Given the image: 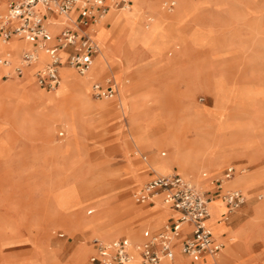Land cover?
<instances>
[{"label":"rangeland","instance_id":"1","mask_svg":"<svg viewBox=\"0 0 264 264\" xmlns=\"http://www.w3.org/2000/svg\"><path fill=\"white\" fill-rule=\"evenodd\" d=\"M144 1L141 17L136 15L137 7L131 5V12H123L129 16L123 26L109 23V13L98 26L101 49L93 62L97 60L96 75L90 72L86 78V74L78 75L72 68L62 67L63 74L65 69L71 71L82 91L71 93L65 76L55 89L45 91L35 86L34 91L28 90L22 83L28 82L26 79L33 83L36 68L29 71V77L28 68L22 76L14 75V66L19 64L25 46L17 50L12 46L15 36L4 42L0 34V158L18 151L12 156L18 161V170L31 171L32 165L24 168L31 161L29 145L16 140L19 138L49 142L44 152L48 154L46 160L49 153L57 156L50 166L55 171L29 178L10 172L5 189L0 187V264H87L93 252L88 239L93 236L131 240L137 229L140 235L145 229H159L169 215L168 209L157 206V202L144 207L133 199V191L149 179L146 174L174 172L152 169L148 165L151 154L167 158L175 145L179 153L189 157L190 166L187 172L180 167L177 171L205 188L211 181L205 177L219 174L236 158L247 156L251 163L257 159V151L248 150L261 146L250 136V130L262 118L258 98L264 99V0ZM164 1H174L173 9L163 5ZM7 6L8 0H0V12L4 9L0 17L7 13ZM148 14L154 16V21L146 26ZM124 46L131 49L129 57L123 52ZM103 52L108 63L103 62L101 70ZM144 55L150 58L143 60ZM178 55L183 59H176L170 72L183 84L181 91L167 94L160 86L146 85L154 78L153 69L160 58L174 61ZM144 66L151 68L141 72ZM226 66L231 67L233 79ZM137 72L134 82L131 77ZM2 74L14 76L6 79ZM109 77L117 83L122 97L119 90L111 100L91 97L92 82ZM201 89H207L214 99L207 91L199 92ZM65 91L68 93L64 100L45 97ZM200 97H206V101L201 102ZM59 130H64V136L58 137ZM82 137L90 159L80 154ZM222 153L229 157L219 171L199 165L203 159ZM37 162V168L42 166L40 159ZM240 176H245L246 182L233 186L245 192L247 204L216 225L218 238L236 250L235 257L226 260L230 264L243 262V254L250 252V242L248 248L237 244V230L242 224L247 228L250 221L254 222L245 234L249 241L264 237V231L257 226L264 213L257 218L254 209H249L264 203V173L248 169L233 178ZM258 186H263L261 191L250 192ZM257 192L263 198L254 201ZM17 203L36 206L32 221L16 216ZM249 210L252 214L246 220ZM149 211L161 218L154 229L150 224L156 217L149 225L142 221ZM222 213L217 208L214 222L222 219ZM54 216L62 217L61 222H52ZM131 242L134 246L136 241ZM174 260L177 263V257Z\"/></svg>","mask_w":264,"mask_h":264},{"label":"built area","instance_id":"2","mask_svg":"<svg viewBox=\"0 0 264 264\" xmlns=\"http://www.w3.org/2000/svg\"><path fill=\"white\" fill-rule=\"evenodd\" d=\"M174 3L169 1L165 5L170 10ZM129 4L130 0L111 1L116 9ZM111 5L106 0H8L7 13L0 17L2 39L16 36L34 45L20 54L14 72L21 74L24 66L34 63L37 60L36 48L40 47L47 53L48 61L35 72L38 85L48 89L58 85L59 67L62 64L60 50L66 51L67 64L84 74L99 52L94 39L95 30L91 26L108 12ZM49 17L60 20L58 27L61 29L55 46L45 43L50 35L46 23ZM91 92L96 98H111L118 88L109 77L93 83ZM236 171L233 165L228 166L220 176L211 180L212 189H203L177 172L155 174L142 183L133 193L134 201L152 205L159 202L167 207L169 217L159 231L146 229L142 232L143 240L136 245L141 263L164 264L167 260H173L177 247L181 254L192 261L223 264L219 257L224 245L207 225L211 215L209 204L220 197L225 202L227 212L233 213L246 202L241 189L225 187L226 181L233 178ZM89 242L95 248L88 259L91 264H126L131 257L129 241L125 237L106 242L93 236Z\"/></svg>","mask_w":264,"mask_h":264},{"label":"crops","instance_id":"3","mask_svg":"<svg viewBox=\"0 0 264 264\" xmlns=\"http://www.w3.org/2000/svg\"><path fill=\"white\" fill-rule=\"evenodd\" d=\"M132 3V0H130V4ZM133 8H135V0H133ZM74 12V11H73ZM116 12H118V11H116ZM120 13V12H119ZM149 15H152V14H148L147 15V17L149 16ZM107 20H108V22L109 23H111L110 21H109V17H107ZM108 22H106L105 23V25L106 26H108L109 25V23ZM112 24V23H111ZM60 29H61V27H58V26H56V28H55V30H54V32L51 34V35H49L46 39H45V43L47 44V45H49V46H55L56 44H57V41H56V37H57V35L59 34V32H60ZM17 38H20V39H22V40H24L26 43H27V47H24L22 50H21V53L24 51V50H28V49H32L33 48V43H31V42H28V41H26L25 39H23V38H21V37H17ZM26 46V45H25ZM67 50H70V49H67ZM60 51H63L64 53H65V56H61L62 58V64L60 65V67H59V76H60V69H61V67H70L68 64H67V62H66V51H64V50H60ZM20 53V54H21ZM147 55H144L143 57H141V58H143V60H147V59H149L150 57L149 56H147ZM174 59V61L171 59L170 61H167L166 59H164L163 57L162 58H160V61H159V63H158V65L153 69V73H154V78H150L149 80H147L146 82H147V84L146 85H151V86H160L161 88H162V90L164 91V92H166L167 94H169L170 92H179V91H181V89L182 88H184V86H183V84L181 83V82H179V79L177 78V76L176 75H174L173 73H171L170 72V69L176 64V59L178 60V61H181V59H183L182 58V56H180V55H178L176 58H173ZM141 60L142 59H140V62H141ZM48 61V58H47V60L46 61H44V63H46ZM139 62V63H140ZM43 63V64H44ZM150 64V63H149ZM136 65L137 64H135L134 66L136 67ZM151 68V66H144V67H142L141 68V72H143V71H146V70H148L149 68ZM40 67H36V69L32 72V76H33V84L36 86V87H38V88H41V89H44L45 91H48V90H50V89H48V88H45V87H42V86H40V85H38V83H37V81H36V77H35V72H36V70H38ZM71 68V67H70ZM226 68H227V70H228V75H229V77H230V79H233V75H232V72H231V67H228V66H226ZM73 69V68H72ZM30 70H32V67H30V68H28L26 71V76H30V74H29V71ZM69 70V69H68ZM67 69H65L64 70V72H71L70 70L68 71ZM74 70V72L76 73V74H78V75H82L81 73H79V72H77L75 69H73ZM139 71V72H140ZM134 72V71H133ZM93 73L96 75V73L93 71ZM15 76H22L23 75V72L21 73V74H17V73H15L14 74ZM14 75H10L11 77H13ZM138 72L135 74H133V77H131L132 79H133V81L135 80V81H137V79H138ZM2 77L3 76H5V74H2L1 75ZM10 76H5L6 77V79L8 78V77H10ZM155 76H159V77H156L155 78ZM62 77L64 78V74L62 73ZM6 79H4V80H6ZM156 80V81H155ZM3 81V80H2ZM102 81H104V79L103 80H95L94 82H92V84L93 83H95V82H102ZM134 81V82H135ZM238 82V81H237ZM92 84H91V86H92ZM74 90H82V89H73V90H71V93H72V91H74ZM52 91V90H51ZM201 91H207V92H209L207 89H201L199 92H201ZM198 93V92H197ZM210 93V92H209ZM44 93H42V95H43ZM117 94V93H116ZM211 94V93H210ZM90 95H91V97H93V98H96V97H94L93 95H92V92L90 91ZM212 95V94H211ZM114 97H116V95H114L113 97H111V98H97V99H102V100H108V99H113ZM119 97H120V91H119ZM212 97H213V95H212ZM201 98H203V100H201ZM120 99V98H119ZM213 99H214V97H213ZM200 101L201 102H204V101H206V97H200ZM215 101V100H214ZM214 101H213V104H214ZM258 103H259V109H260V111H261V119L260 120H256V122H254V125L252 126V130H250V136L251 137H253V138H255L256 140H258L259 142H260V144H261V146L260 147H258V149H250V150H248V152L249 153H252V152H254V151H257V154H258V157H257V159L253 162V163H251L250 162V159L247 157V156H242V157H239V158H236L235 160H233L232 162H229L227 165H225V167L222 169V171L219 173V174H217V175H212V176H207V177H205V179H213V178H215V177H218V176H220L224 171H225V169L228 167V166H231V165H233L235 168H236V173H235V175L238 173V172H242L243 170H257V171H259V172H262V173H264V99L263 98H258ZM213 104H211V105H213ZM57 135H58V137H62V136H64V130H59L58 132H57ZM84 137V136H83ZM83 137H82V139L80 140V144H81V152H80V154H81V156L83 157V158H86V159H90L89 158V156L87 155V147L85 146V144H84V142H83ZM16 140H21V142L22 143H25V145H29V149H28V152H27V154H28V156L30 157V160L31 161H28L27 163H26V165H25V167L24 168H27V166H31L32 165V167H31V171H28V170H26V169H24L25 171H19L18 169V167H17V164H18V161L14 158V157H12L13 156V153H15V154H17V152H11V153H9L6 157H4V158H0V187H3L4 189H5V187H6V185H7V176L9 175V173L11 172H16V175L18 176V175H20V176H28V178H29V176H32L33 174H40V172H45V171H50V172H53V171H55V168H52V167H50L51 165H53L54 163V161H56V158H57V156L56 155H54V154H52V153H49V155H50V158H49V160H46V156L48 155V154H44V152H45V150L48 148V146L50 145L49 144V142H46L45 143V141H37V142H32V141H29V140H26V139H23V138H19V139H16ZM15 141V140H14ZM55 141H58V140H55ZM48 143V144H47ZM10 146H11V150H13L14 149V147H13V145H12V141H10ZM123 150H125V149H123ZM37 159H40L41 160V163H40V165H42V166H39L38 168H37V164L39 165V163L37 162ZM14 161V162H13ZM43 161H45V162H43ZM29 162H31V163H29ZM44 165H43V164ZM30 168V167H29ZM47 168H49V170H47ZM172 169H173V171L174 172H177V173H179L178 171H177V166L176 165H173V167H172ZM180 174V173H179ZM185 174H191V173H185ZM155 174H153V173H149V174H146L145 176L147 177V178H149V179H151L153 176H154ZM182 175V174H181ZM234 175V176H235ZM233 176V177H234ZM146 177H144V178H146ZM28 178H26V181H27V179ZM148 179V180H149ZM232 180H230V181H228L226 184H225V187L226 188H239V187H237V186H233V185H230L229 184V182H231ZM139 187V186H138ZM262 187L263 186H258V187H255V188H253L250 192L251 193H255V190L256 189H258V190H262ZM213 188V187H212ZM212 188H210V189H212ZM137 189V188H136ZM135 189V190H136ZM239 189H241V188H239ZM134 190V191H135ZM242 190V189H241ZM134 191H133V193H134ZM243 191V190H242ZM244 192V191H243ZM244 194H245V192H244ZM259 195H262L261 194V192H257V195L254 197V195H253V200L254 201H259V200H261L262 198H263V196L260 198L259 197ZM245 196H246V194H245ZM218 198V197H217ZM245 204H247V198H246V202L240 207V208H242ZM259 204V203H258ZM139 205H143L144 207H151V206H153L152 204H139ZM255 205H257V204H253L251 207H249V209H252L253 210V206H255ZM17 208H18V215H16V216H23V217H25L27 220H33L34 218H33V216H34V214L35 213H33L35 210H37L36 209V206L35 205H28V206H25V205H21V204H19V203H17ZM239 209V208H238ZM77 210H79V209H77ZM252 210H249L247 213H246V215L244 216V218L247 220L248 219V217H249V215H251L252 214ZM215 211H217V207H215ZM214 211V212H215ZM0 212H2L1 211V209H0ZM235 212V211H234ZM233 212V213H234ZM4 214H5V212H3ZM21 213V214H20ZM220 213H222V211L220 210ZM253 213H254V211H253ZM16 214V213H15ZM232 213H222V216H225V218H227L228 217V215H231ZM211 216V215H210ZM168 217H169V215L167 216V218H166V220L168 219ZM52 218V217H51ZM61 220H62V217H60V216H54L53 218H52V222H55V223H58V222H61ZM226 220H228V218L226 219ZM236 220H234L233 221V223L235 222ZM166 222V221H165ZM164 222V223H165ZM237 222V221H236ZM235 222V223H236ZM163 223V224H164ZM234 223V224H235ZM259 225H257L258 226V229L260 230V231H264V219L263 220H260V222L258 223ZM163 226V225H162ZM162 226L159 228V229H157V230H154V231H151L150 229H147V230H150L151 232H157V231H159L161 228H162ZM146 230V229H145ZM144 231V230H143ZM142 231V232H143ZM217 234L219 235V230L217 231ZM119 237H123V236H119ZM118 238V237H117ZM126 238V237H125ZM140 240H138V241H136L133 245L136 247V245L138 244V243H140L142 240H143V236H142V233H141V236H140ZM115 239V238H114ZM89 240V239H88ZM129 241V240H128ZM224 242V241H223ZM250 242V244H251V246H250V252H245V254H243V256H244V258H243V262H236L235 264H259V262H261L262 260H264V237H254V238H252V240H250L249 241ZM90 243V242H89ZM230 243H227L225 246H224V248L225 247H227L228 245H229ZM91 245V247H92V250H93V252H91L89 255H88V258H87V264H91L90 262H89V257H90V255H92L94 252H95V248L93 247V245L92 244H90ZM137 249V248H136ZM139 253V252H138ZM137 254V253H136ZM175 257H177L178 258V260H181V264H202L201 262H195V261H192L188 256H185V255H183V254H181L178 250H177V247H175V256H174V258H173V260H167V261H165L164 263H166V262H171V264H177V263H175L174 261V259H175ZM219 260H220V262L221 263H223V264H229V263H227L223 258H222V256H220L219 257ZM137 264V263H136Z\"/></svg>","mask_w":264,"mask_h":264},{"label":"bare ground","instance_id":"4","mask_svg":"<svg viewBox=\"0 0 264 264\" xmlns=\"http://www.w3.org/2000/svg\"><path fill=\"white\" fill-rule=\"evenodd\" d=\"M111 1L112 0H106V2L107 3H109L110 5H111ZM6 2V1H5ZM146 1H144V0H135V6L137 7V10H138V12L136 13V15L138 16V17H141V12L143 11V9L146 7V3H145ZM167 2L166 1H164V2H162V4L164 5V4H166ZM138 4V5H137ZM131 5L133 6V0H132V3L131 4H129L128 6H126V7H124V8H119V9H121L122 11L119 13V12H116V8H114L112 5H111V7H110V9L108 10V12L104 15V16H102L96 23H94L91 27L95 30V33H94V39L96 40V42L98 43V46H99V52H100V43H99V30H97V28H98V26L100 25V23L102 22V20L104 21V19H105V17L108 15V13H109V21L112 23V25H115V26H118V27H121V26H123L126 22H127V20H128V18H129V16L128 15H126V14H124L123 12L124 11H128V12H131L132 11V7H131ZM4 9H5V5H4ZM4 9H3V11H1L0 12V15L4 12ZM173 9V8H172ZM171 9V10H172ZM147 19L149 20V22L146 24V26L147 25H150L151 24V22L153 23V21H154V16H152V15H149L148 17H147ZM47 31H48V33L51 35L53 32H54V30H55V28H56V26H58V24L60 23V20L59 19H57V18H53V17H49L48 18V20H47ZM1 38V37H0ZM11 39V38H10ZM10 39H8V40H3L4 42H9L10 41ZM25 45H27V43L24 41V40H22V39H20V38H17L16 36L13 38V41H12V46L15 48V46L17 47L16 49L17 50H19V48H21L22 46H25ZM1 46V45H0ZM2 47V46H1ZM26 47V46H25ZM36 50H37V60L34 62V63H32V64H30V65H28V66H24L23 67V70L25 69V68H29V67H31L32 65V69L35 67H39L40 65V63H41V66L43 65V63H44V61H46L47 60V58H48V55H47V53L45 52V50L43 49V48H40V47H37L36 48ZM102 51V50H101ZM99 52L97 53V55L99 54ZM123 52H126V56L127 57H129V54H130V52H131V49L129 48V46H124V49H123ZM123 54H125V53H123ZM122 54V55H123ZM60 55L63 57V56H65V53L63 52V51H60ZM96 55V56H97ZM95 56V57H96ZM100 56V55H99ZM95 57H94V59H95ZM94 59H93V61H92V63H91V65L89 66V68L85 71V73L84 74H82V75H85V77L86 78H88V76H89V74H90V72L91 73H93V71L95 72V65H96V61H95V64H93V62H94ZM97 59H98V57H97ZM128 59V58H127ZM11 62H12V57H11V55H9V65L11 64ZM103 62L105 63H108V60H107V54L105 53V52H103V56H102V58H101V60H100V62H99V69H101L102 70V64H103ZM92 65H93V69L91 68L92 67ZM40 66V67H41ZM90 69H91V71H90ZM68 70V69H67ZM69 71V70H68ZM64 76H65V85H66V87H67V89H71V90H73V89H79V88H81L82 90H83V88H82V85H81V83H79L78 81H77V79H75V77H73L72 76V74H71V72H64ZM85 77H83V79L85 80L86 78ZM26 81H28V82H25V83H22V85H24V86H26V88L28 89V90H32V91H34L35 90V85L33 84V83H30V80L29 79H26ZM62 81H63V77H62V67H61V69H60V79H59V83H58V85L55 87V88H57V87H59L61 84H62ZM86 81V80H85ZM116 83V82H115ZM116 85H117V83H116ZM54 88V89H55ZM63 88V87H62ZM117 88H118V85H117ZM81 90V91H82ZM119 91H120V88L118 89ZM78 91H80V90H78ZM84 91H85V89H84ZM66 93H68L67 91H65V92H63V94H61V95H59V96H54V95H51V94H46L45 95V97H47V98H49V99H52V98H57L58 97V99H61V100H64V98L67 96V94ZM118 93V92H117ZM120 95H121V97H122V94L120 93ZM123 95L125 96V94H124V92H123ZM123 96V97H124ZM108 103L106 102L105 104H102V105H107ZM126 104H127V102H126ZM99 106H101L100 104H99ZM173 148V150L171 151V153H170V155L167 157V158H161V157H159L157 154H151V157H150V159H149V163H148V165L149 166H151L152 167V169H154L155 171H157V172H166V171H169V170H171L172 169V167H173V165H176L177 167H180L184 172H187V171H189V168H190V166H189V162H188V156H186V153H179L178 151V149L175 147V145L172 147ZM178 150V151H177ZM198 150V149H197ZM195 151V150H194ZM192 153V152H191ZM164 154H167V152H164ZM208 156V155H207ZM229 157V154H227V153H222L221 155H216V156H212V157H208V158H205V159H203L202 160V162H200V166L201 165H204V166H208L212 171H219V168L221 167V165L226 161V159ZM144 165H146V164H144ZM202 167V166H201ZM205 174H207V173H205ZM161 175H166V174H161ZM186 178V177H185ZM186 179H188V178H186ZM232 179V178H231ZM230 179V180H231ZM141 180V179H140ZM139 180V181H140ZM188 180H190V179H188ZM138 181V182H139ZM192 183H194L192 180H190ZM229 181V180H228ZM228 181H226V183L228 182ZM246 182V177L245 176H240V177H236V178H233L232 179V181L231 182H229V184L230 185H241V186H243V184ZM197 185V184H196ZM201 188H203V189H210V188H212L213 187V184L211 183V181L209 182V188L207 187V188H205V187H202V186H200ZM263 196V195H262ZM246 198H247V196H246ZM156 205L157 206H162L163 204H160L159 202H157L156 203ZM164 206V208L166 209L167 207L165 206V205H163ZM209 206H210V212H211V216L207 219V225L209 226V228L211 229V231L213 232V234H214V236L217 238V239H219L218 238V235H217V233H215V231L216 230H218V228L216 227V225L219 223V222H223V221H226V219L228 218V220L230 219V216H232V214L231 215H228V217L227 218H225V216H222V219L221 220H216L215 222H214V220L213 219H215V207H217L219 210H221V211H223V213H227V211H228V209L226 208V206H225V202L220 198V197H218V198H215V199H213L211 202H210V204H209ZM254 208V216L255 217H257V218H260V216L261 215H263V213H264V203L262 204L261 203V205H260V207H255V206H253ZM260 209V210H259ZM146 217L142 220V221H144L145 222V225H149L150 223H151V221H153L154 220V218H155V223L154 224H150V227H152V229H154L157 225H158V223H159V220L161 219L160 217H157L156 215H153L154 214V211H149V212H146ZM220 216V217H221ZM252 219V218H251ZM149 220V221H148ZM147 221V222H146ZM144 224V223H143ZM252 224H254V222L253 221H250L249 223H248V227L246 228L245 227V224H242L240 227H239V229L237 230V233H238V239H239V241L237 242V244L238 245H245L247 248H248V243H249V237L248 236H246L245 234H246V231L249 229V228H252ZM239 225V224H238ZM151 230V229H150ZM152 231V230H151ZM140 234H139V232H138V229H137V231H136V234L135 235H131V240L132 241H138V240H140L141 238H140ZM98 238H100L101 240H103V241H110L111 239H105V238H101V237H98ZM110 238V237H109ZM128 240H129V245H128V250H129V252H130V254H131V257H130V259L128 260V262L126 263V264H142L141 263V258H140V255H139V253H138V250L136 249V247L135 246H132V242H131V240L128 238V237H126ZM220 240V239H219ZM222 243H223V245H224V242L222 241V240H220ZM80 244H85L84 242H79ZM225 246V245H224ZM224 246H223V248H224ZM223 251H222V253H221V256H222V258L226 261L228 258H233V257H235V248H234V246L230 243L229 244V247H227V248H225V249H222ZM137 253V254H136ZM227 262V261H226ZM171 262H166V263H164V264H170ZM177 264H181V260H178V258H177ZM188 264V263H187ZM230 264V263H229Z\"/></svg>","mask_w":264,"mask_h":264}]
</instances>
